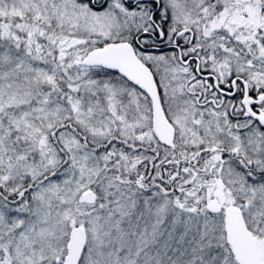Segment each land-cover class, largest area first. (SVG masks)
<instances>
[{
    "label": "snow or ice",
    "instance_id": "6c2138e0",
    "mask_svg": "<svg viewBox=\"0 0 264 264\" xmlns=\"http://www.w3.org/2000/svg\"><path fill=\"white\" fill-rule=\"evenodd\" d=\"M0 264H264V0H0Z\"/></svg>",
    "mask_w": 264,
    "mask_h": 264
}]
</instances>
